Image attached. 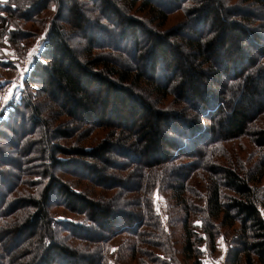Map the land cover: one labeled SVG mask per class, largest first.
Instances as JSON below:
<instances>
[{"label":"trees","instance_id":"1","mask_svg":"<svg viewBox=\"0 0 264 264\" xmlns=\"http://www.w3.org/2000/svg\"><path fill=\"white\" fill-rule=\"evenodd\" d=\"M50 1L44 0L43 9ZM56 1L57 14L49 24L40 58L24 79L25 93L19 104L12 105L11 111L0 120V143L7 144L5 148L0 146V168L4 167L0 172V186L5 187L3 192L0 190V264H103L99 257L94 261L90 259L92 255L68 246L62 235L89 241L94 229L101 228L106 235L95 236L93 242L103 246L118 235L137 236L147 226L140 220L132 226L115 229L116 220L125 214L102 207L80 190H73L70 184L49 174L52 169H61L104 187L97 166H89L80 159L123 168L125 162L116 165L107 157L118 154L125 159L128 156L125 151L129 150L126 145L137 149L129 128L135 126L139 117L148 118L142 153L148 152L150 156L142 164L152 170L172 161L200 160L202 148L238 140L246 135L248 126L264 115V45L259 42H264V0H242L241 3L252 6L237 8L243 11L230 7V0H203L199 8L195 6L199 0H172V5L162 0ZM185 3L194 4L184 9ZM35 9L38 11V6L32 11ZM251 9L260 11L262 16H255ZM11 11L16 13L10 16L16 17L19 8ZM177 11L195 12L196 16L193 13L192 20L185 17L164 33L145 26L149 23L161 27L168 20L167 14ZM128 12L148 15V23ZM257 22L260 24L254 27ZM205 27L209 30L203 34ZM79 32L83 33L85 42L82 55L71 48ZM115 33L118 34L116 40ZM21 35L27 36L26 33L12 32L13 42L20 41ZM144 37L149 39L150 47L141 69L135 62L142 55ZM120 39L128 40V48L122 49L117 44ZM225 59L231 62L227 63ZM207 83L218 89H208ZM32 86L35 94L30 93ZM169 97H173L174 103L184 105L181 112L157 108ZM47 100L50 103L57 101L60 111H50ZM21 108L24 112L20 111ZM107 111L108 117L105 115ZM46 113L48 116L52 114L55 123L57 117L65 116L78 128L110 129L108 125L116 122L118 128L122 127V138L118 139L117 148L111 146L109 139H104L89 150H66L49 139H66L67 134L53 128L48 123L51 118L46 120L48 116L45 122L42 115ZM30 136L37 144L42 170L49 181L39 195L19 192L21 196L7 202L20 183L17 176L12 182L3 177L8 173L6 167L14 168L17 175L23 173L20 168L3 161L8 158L2 150L8 149L14 158L21 157L19 151ZM253 143L264 149L263 130L255 134ZM71 156L77 160L65 158ZM43 163L47 164L44 166ZM132 163L140 164L138 161ZM194 167L193 163L184 164L181 167L185 168L183 174L172 178L170 188L182 211L186 212L182 222L185 234L181 254L185 261L202 264L200 245L205 243L210 253H214L216 240L223 236L230 237L225 264H264V218L259 211L257 186L260 175L250 178L230 169L219 172L220 180L212 175L215 179L208 180L204 224L198 228L204 235L201 238L189 222V205L183 198ZM77 169L86 170L88 174L79 175ZM213 169L209 171H215ZM89 174L98 175V178H90ZM112 182L116 187L114 190L127 191L120 186V179ZM146 188L149 189V184ZM121 192L120 196L123 195ZM54 196L56 202L52 201ZM118 198L120 203L125 200ZM51 202L53 207L63 206L73 214L87 215V224L56 222L50 216ZM19 210L26 212L16 217ZM175 233L166 235L168 246ZM156 246L164 255L168 253L167 246ZM136 247V243L130 242L128 251L134 253ZM116 258L117 264H125L120 252Z\"/></svg>","mask_w":264,"mask_h":264},{"label":"rangeland","instance_id":"2","mask_svg":"<svg viewBox=\"0 0 264 264\" xmlns=\"http://www.w3.org/2000/svg\"><path fill=\"white\" fill-rule=\"evenodd\" d=\"M118 1L123 2V0ZM162 1L172 5L170 3L172 0ZM199 1V4H195L197 8L203 5L201 3L203 0ZM64 2L71 3L72 0H64ZM122 2L119 3L122 5ZM241 2L242 0H230L229 4L230 7H235V10H237L239 7L246 9L252 7L248 3L246 5ZM43 4L44 0H0V120L7 116L8 111H11L12 105L19 104L20 100L22 99L26 90V88H24V79L33 68L34 62L40 58V53L43 50L44 40L49 24L54 20L55 15L57 14L58 6L56 0H51L48 2L47 8L45 9H43V6H45V4ZM193 4L194 3H185L184 9L191 7ZM138 5L139 3L137 4V7ZM37 6L38 11L36 9L32 11L33 7L35 8ZM89 6L90 5H88L87 8H89ZM17 8H19L18 15L12 18L10 14L16 12L11 10H16ZM238 10L243 11L244 9ZM30 11H32V13ZM251 11L252 13H255V16H262L261 12L258 10L251 9ZM193 13L195 15H193ZM193 13L185 14L183 12L177 11L167 14L168 20L163 25H161V27H159L160 25L157 24H149V17H147L148 15L144 13L135 14L132 12L129 14L137 16L138 18H142L143 21L148 23V25L144 23L148 29H155L158 32L164 33L170 28L176 27L178 24H180V22H182L185 17L188 19L189 16V18L192 20V17L196 16V13ZM234 15L235 13L232 14V16ZM66 18L68 19L67 14ZM210 19H212V17ZM259 24L260 22H257L254 27H257ZM61 25L64 26V20L61 21ZM66 28L70 30L68 26H66ZM207 29L209 30V27H205L203 29V34L207 31ZM12 32L15 34L26 33L27 36L21 35L22 39L14 43ZM82 34L83 33L81 32L77 33L78 38H75L71 46L72 49L78 51L81 55L85 49V42L82 38ZM117 36L118 34L115 33V40L117 39ZM117 41V44L122 49L128 48V40L120 39ZM142 41H144L142 55L140 59L135 62L140 66L141 69L142 65H144L146 62L148 48L150 47V42L147 37H144ZM259 42L261 45H264V42ZM30 53H32L31 57ZM96 54H98L97 56H101L99 53ZM186 58H188V56H186ZM184 60L186 61L185 57ZM225 62L230 63L231 61H227L225 59ZM207 86L208 89L211 88L213 91L218 89L216 87H212L208 83ZM30 88H32L31 90L29 89L30 93L32 92L35 94V87L32 86ZM139 94L142 95V93ZM62 98L63 97L61 96L60 100H62ZM152 98L155 99L154 97ZM57 103V101L50 103L49 100H47V105L50 108V111L57 112L59 110L56 106ZM183 106L174 103L173 97H169L165 101L159 103L157 108L163 110L167 109L170 111L179 110L181 112ZM20 111L24 112V108H21ZM58 114L59 113H56V115ZM51 115L52 114L50 113L48 116L46 113L42 115V118L44 120L47 116L48 118L46 120L51 118L50 121L48 120V123H50L53 128H57L60 131L66 133L67 138L61 140L56 138V140L53 137H49V139L53 141V144H57L66 150H71L73 148H83L89 150L97 146L104 139H109L111 146L113 148H117L119 140L122 138V127L118 128L116 126V122L113 125H108V128L110 129L95 130L93 127L87 126L78 128L77 125L73 123V121L66 118L65 116L62 118L57 117L58 120L55 123V120ZM105 115L108 117L109 112L107 111ZM147 121V117H139L135 126H130L129 128L132 141L136 143L137 149L130 147L132 145H126V148L129 150L125 151L128 154L125 159L118 157V154H116L115 151L114 154L116 155H110L107 157L108 160H111V162L113 161V164L115 162L116 165L120 164V162H125L123 168H119L117 166L111 167L108 164H101L95 162L94 160L91 161L80 159V162H87L89 166H97L96 168L99 170V179H104L101 180V183H103L104 187L91 181L84 180L78 176L75 177L61 169H52L49 171L50 175L55 176L63 183L70 184L69 186L73 190H80V192L97 201V203L102 205V207L110 208L111 211H119V213L125 214L123 215L124 217L116 220L115 223L117 227H115V229L132 226L135 223H139L140 220L145 225H147L141 229V233L139 232L136 234L137 236L131 235L129 233H126L125 235H118L103 246L93 242L95 236H99L100 234L106 235L103 230H100L101 228L94 229V232L92 234L90 233L91 235L89 241H83L79 238H73L69 235L65 237V234L62 233V237L66 238V243L68 246H71V248L75 247L76 249L79 248L81 251H83V253H85V255H92V258L90 259H93L94 261L96 260L95 258L99 257L102 259L103 264H117L116 255L118 252L122 254L125 264H189V262L185 261L184 257L181 255L184 242L183 234H185L182 222L183 219H185L186 212L182 211L181 205H179L180 203H177L175 196H173L172 192L170 191V188L173 182L172 178L175 175L183 174V170L185 168L183 169L181 167H183L184 164L190 163H193V165L196 167L193 168L195 171L191 173V180L189 183H187V194H185L183 198L186 199L185 201L189 205V222L191 223L192 227L195 228L194 232L197 233L198 236L204 238L202 231L198 228H201L204 224L203 216H205L206 199L209 193L208 180L211 178L215 179V177L219 180L222 179L221 174H218L224 169L234 170L241 176L247 175L250 178L260 175L257 183L260 193V199L258 200V203L259 211L264 218V149L258 148L253 143L255 134L261 130L264 131V115L260 116L254 123L248 126L246 135L239 138L238 140L229 143H219L213 146H206L202 148L201 150L203 151L200 153L203 155V157L202 159L200 158V160L194 158L192 160L184 159L177 162L172 161L165 166L157 167L152 170H147L145 165L142 164L148 160L150 156L148 152L144 154L142 153V147L145 146L146 140V134L144 135L143 133L147 130L145 125ZM201 122L204 123V120ZM126 124L128 125L129 121ZM16 130L19 132L18 129ZM8 136L11 135L8 134ZM15 136L16 135H13L11 137ZM40 136L41 134L39 135V138ZM111 137L113 138L112 140L110 139ZM33 140L34 137L32 136L27 138V144H25L23 149L19 151L22 153L21 157L14 158L12 155H10L8 149L2 150V152L5 153L8 158L3 161L9 163L11 166L20 168L21 172L23 173L21 175H17L14 168L6 167L5 170H7L8 173L6 172L7 174H4L3 177L7 178L9 182H12L15 179L14 176H17L20 183V186L16 187L15 192L9 195L7 202H11V200L15 201L18 196H21L22 192L23 194L25 193L30 196L39 195L40 191H42V188L47 186L49 177L46 178L45 174L43 173L42 162L39 160L40 156L38 155V147L36 146L37 144L35 145L33 143ZM0 146L5 148L7 144L1 142ZM14 151L17 152V150ZM58 158L62 159L63 157ZM65 158H67L69 161L77 160V157L75 156ZM129 159L132 162L138 161L140 164L137 165L132 163L129 161ZM46 164L47 163H43L44 166ZM3 168L4 167L0 168V172L1 170H4ZM210 168H214L213 170L215 171H209ZM77 172L79 175L88 174V171H81V169H77ZM88 176L90 178H98V175L93 176L89 174ZM116 178L121 180L120 186L125 187L127 191L121 192L114 190L116 187L112 181L116 180ZM32 182H35L36 184L34 185ZM148 184L149 189L147 190L146 185ZM4 189L5 187L3 188L0 186V190L2 192ZM138 190L142 193H139ZM19 192L21 193L18 194ZM120 192L123 195L120 196ZM224 194L227 193L224 192ZM118 196L125 198V200H122L120 203V198H118ZM56 199L57 197L54 196L52 201L56 202ZM134 200H136L137 203L140 200L139 204H136V201ZM175 203L177 204V207ZM51 206L52 207L49 210L51 214L50 216L56 222L87 224V215L83 217L78 214H73L63 206L53 207L52 202ZM19 212H17L18 214L16 217H18L19 214H24L26 211L19 210ZM98 222L100 224L102 223L101 221ZM226 230L227 229H222L223 232H228V230ZM172 233H175V235L168 246L169 241L166 235ZM229 240L230 237L226 239L223 236H220L216 240V249L214 253H210L207 245L202 243L198 249L200 250L199 252H201L199 257L200 262L202 264H225V256L229 247ZM130 242L136 243L137 247L134 253H130V251H128V245ZM156 244H163L164 248L167 246L168 253L164 255L163 252L158 250V246H156ZM11 245L13 246V244ZM81 264H83V262Z\"/></svg>","mask_w":264,"mask_h":264},{"label":"snow or ice","instance_id":"3","mask_svg":"<svg viewBox=\"0 0 264 264\" xmlns=\"http://www.w3.org/2000/svg\"><path fill=\"white\" fill-rule=\"evenodd\" d=\"M33 51H35V50H33ZM31 55H32V53H30V57H31ZM15 87V86H14Z\"/></svg>","mask_w":264,"mask_h":264}]
</instances>
